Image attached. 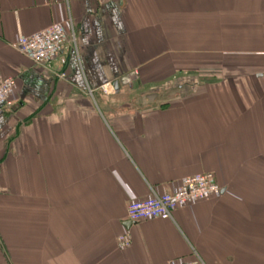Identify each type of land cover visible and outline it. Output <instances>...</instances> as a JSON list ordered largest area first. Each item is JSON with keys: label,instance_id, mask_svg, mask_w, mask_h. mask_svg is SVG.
<instances>
[{"label": "crops", "instance_id": "obj_1", "mask_svg": "<svg viewBox=\"0 0 264 264\" xmlns=\"http://www.w3.org/2000/svg\"><path fill=\"white\" fill-rule=\"evenodd\" d=\"M56 23L65 79L17 46ZM0 75V264H264V0H0ZM203 173L220 196L125 227Z\"/></svg>", "mask_w": 264, "mask_h": 264}, {"label": "built area", "instance_id": "obj_2", "mask_svg": "<svg viewBox=\"0 0 264 264\" xmlns=\"http://www.w3.org/2000/svg\"><path fill=\"white\" fill-rule=\"evenodd\" d=\"M67 39L66 25L56 23L32 35L20 36L17 46L23 55L37 65L49 69L58 62L62 69L58 74L59 78L65 79L64 67L67 65V59L63 53ZM16 87L14 78L0 75V114L13 108ZM103 90L108 92L112 87H103ZM221 193L222 189L212 173L193 175L184 179L173 193L158 194L152 190L148 198L131 201L127 207V222L133 226L147 220L171 221L179 208L218 197ZM117 242L123 249L130 247L132 241L129 231L120 235ZM169 264L205 263L196 256L192 261H171Z\"/></svg>", "mask_w": 264, "mask_h": 264}, {"label": "rangeland", "instance_id": "obj_3", "mask_svg": "<svg viewBox=\"0 0 264 264\" xmlns=\"http://www.w3.org/2000/svg\"><path fill=\"white\" fill-rule=\"evenodd\" d=\"M175 86V85H174ZM173 86V87H174ZM177 87V86H176ZM170 99H171V96L170 95H163V97H162V99H158L157 101H155V102H153L152 101V104H153V106L155 107H158V106H160V107H163V106H165V105H168V103H169V101H170Z\"/></svg>", "mask_w": 264, "mask_h": 264}, {"label": "water", "instance_id": "obj_4", "mask_svg": "<svg viewBox=\"0 0 264 264\" xmlns=\"http://www.w3.org/2000/svg\"><path fill=\"white\" fill-rule=\"evenodd\" d=\"M114 87L117 88V84H115ZM131 225H132V224H131L130 222H127V223L125 224V227H126L127 229H129V228L131 227Z\"/></svg>", "mask_w": 264, "mask_h": 264}]
</instances>
